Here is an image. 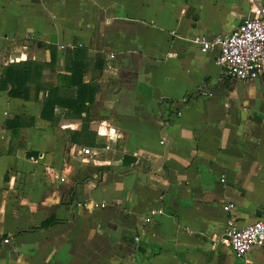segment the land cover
Masks as SVG:
<instances>
[{"label":"crops","instance_id":"crops-1","mask_svg":"<svg viewBox=\"0 0 264 264\" xmlns=\"http://www.w3.org/2000/svg\"><path fill=\"white\" fill-rule=\"evenodd\" d=\"M249 11L0 0V78L31 66L26 97L0 90V264H264V245L222 243L264 221V76L229 79L191 42Z\"/></svg>","mask_w":264,"mask_h":264},{"label":"built area","instance_id":"built-area-1","mask_svg":"<svg viewBox=\"0 0 264 264\" xmlns=\"http://www.w3.org/2000/svg\"><path fill=\"white\" fill-rule=\"evenodd\" d=\"M245 1L250 15L241 21L234 32L214 38L195 36L191 42L201 53L217 50L215 64L227 78L248 82L264 76V4L263 0ZM80 153L91 159L99 157L97 148H82ZM100 207L104 208L103 205ZM160 213L159 210L150 211L151 216ZM3 242L8 243V240ZM222 243L236 257L245 256L251 248L264 245V221L256 220L242 228L229 227Z\"/></svg>","mask_w":264,"mask_h":264},{"label":"trees","instance_id":"trees-1","mask_svg":"<svg viewBox=\"0 0 264 264\" xmlns=\"http://www.w3.org/2000/svg\"><path fill=\"white\" fill-rule=\"evenodd\" d=\"M31 65L33 66V68H35V70H37L40 73L39 67H37L36 65H33L31 63ZM31 66H29L28 64L22 63L21 65H9L8 67H6L3 71V76L2 78H0V90H7L9 85L13 88H11L9 90V96L10 97H26V93H27V89L24 88V84H25V79L28 78V76L31 73L30 70ZM48 95L45 98L46 100H44V108H43V113H42V117L43 118H49L47 112L48 110L50 111V108L48 106V104L50 105V102H52L51 98V94H53V90L52 89H48ZM17 135V129L14 128L13 129V136Z\"/></svg>","mask_w":264,"mask_h":264}]
</instances>
